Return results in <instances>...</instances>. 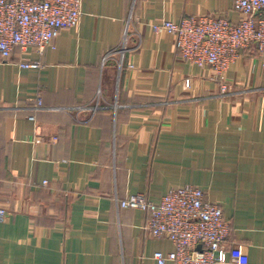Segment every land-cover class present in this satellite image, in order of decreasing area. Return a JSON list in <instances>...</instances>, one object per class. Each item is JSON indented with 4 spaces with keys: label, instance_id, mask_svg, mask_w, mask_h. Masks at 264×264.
<instances>
[{
    "label": "crops",
    "instance_id": "1",
    "mask_svg": "<svg viewBox=\"0 0 264 264\" xmlns=\"http://www.w3.org/2000/svg\"><path fill=\"white\" fill-rule=\"evenodd\" d=\"M232 2L82 0L79 24L41 55H0V264H157L173 244L119 201L158 203L184 185L222 206L229 255L264 264V65L241 49L222 91L151 27L203 14L236 23Z\"/></svg>",
    "mask_w": 264,
    "mask_h": 264
},
{
    "label": "built area",
    "instance_id": "2",
    "mask_svg": "<svg viewBox=\"0 0 264 264\" xmlns=\"http://www.w3.org/2000/svg\"><path fill=\"white\" fill-rule=\"evenodd\" d=\"M81 1L0 0L2 60H10L16 48H30L41 55L53 45L61 30L79 24ZM232 7L240 15L236 23L224 16L203 14L189 15L178 22L162 20L151 27L154 32L172 34L181 58L210 69L212 79L220 81L223 73L239 57L241 49L253 46L264 65V0H233ZM125 39L126 33L121 44ZM18 64L24 68L43 65L40 60H21ZM225 87L222 83V90ZM41 106L42 99L38 97L36 108ZM119 205L147 212L148 218L142 226L147 235L167 238L173 244L172 251L153 253L157 264L248 263L247 255L239 249L235 254L227 253L230 226L223 217L222 206L206 200L205 192L195 185L171 188L158 203L150 200L144 192L131 193L121 199ZM6 214L7 209L0 206V220Z\"/></svg>",
    "mask_w": 264,
    "mask_h": 264
},
{
    "label": "rangeland",
    "instance_id": "3",
    "mask_svg": "<svg viewBox=\"0 0 264 264\" xmlns=\"http://www.w3.org/2000/svg\"><path fill=\"white\" fill-rule=\"evenodd\" d=\"M180 57H181V56H180ZM182 59H183V58H182ZM183 60H184V59H183ZM185 61H186V60H185ZM194 65H195V64H194ZM196 66H197V65H196ZM229 67H230V66H229ZM228 69H229V68H228ZM228 69H227V70H228ZM227 70H226V71H227ZM226 71H225V72H226ZM225 72H224V73H225ZM224 73H223V75H224ZM223 75H222V77L220 78V79H221V80H220V82H221V86H222V83H223V85H226V83L222 80V79H223ZM186 80L188 81V83L186 84V86H189V85H190V81H189L188 78H187ZM220 88H221V87H220ZM226 88H227V85H226L225 89L222 90V88H221V90L224 91V90H226Z\"/></svg>",
    "mask_w": 264,
    "mask_h": 264
},
{
    "label": "water",
    "instance_id": "4",
    "mask_svg": "<svg viewBox=\"0 0 264 264\" xmlns=\"http://www.w3.org/2000/svg\"><path fill=\"white\" fill-rule=\"evenodd\" d=\"M197 247L200 248V245H198Z\"/></svg>",
    "mask_w": 264,
    "mask_h": 264
}]
</instances>
